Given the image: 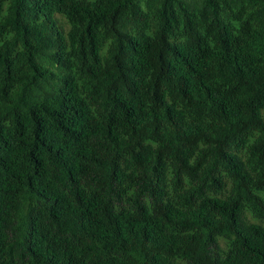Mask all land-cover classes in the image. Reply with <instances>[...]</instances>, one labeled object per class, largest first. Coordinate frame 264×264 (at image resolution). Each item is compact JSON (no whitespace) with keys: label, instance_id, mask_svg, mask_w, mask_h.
<instances>
[{"label":"trees","instance_id":"1","mask_svg":"<svg viewBox=\"0 0 264 264\" xmlns=\"http://www.w3.org/2000/svg\"><path fill=\"white\" fill-rule=\"evenodd\" d=\"M0 264H264V0H0Z\"/></svg>","mask_w":264,"mask_h":264}]
</instances>
